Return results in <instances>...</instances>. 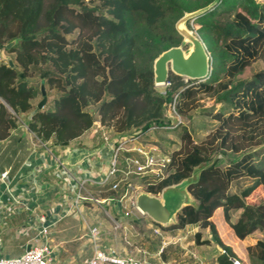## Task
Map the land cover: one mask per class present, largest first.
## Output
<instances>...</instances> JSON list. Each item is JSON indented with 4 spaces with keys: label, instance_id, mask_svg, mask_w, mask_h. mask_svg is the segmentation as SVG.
Segmentation results:
<instances>
[{
    "label": "trees",
    "instance_id": "trees-1",
    "mask_svg": "<svg viewBox=\"0 0 264 264\" xmlns=\"http://www.w3.org/2000/svg\"><path fill=\"white\" fill-rule=\"evenodd\" d=\"M186 14L192 28L188 21L186 27L209 54L210 72L192 82L169 71V84L158 89L152 62L170 47L187 48L174 29ZM1 50L12 65L0 59V138L16 118L53 154L78 143L93 126L95 147L100 133L129 136L116 154L113 176L101 186L87 185L89 193L119 197L130 182L155 196L186 181L191 198L165 227L144 215L118 214L117 222L137 232L132 239L143 234L141 248L157 252L161 237L152 236L154 228L176 236L195 227L206 232L196 230L187 241L215 244L216 264H230L220 250L235 255L211 220L220 210L244 242L248 264H264V198L243 201L264 185V0H0ZM251 67V74L238 78ZM40 85L46 101L37 109ZM136 145L169 157L162 176L124 175ZM256 231L263 237L246 242ZM181 254L167 245L159 258L169 262Z\"/></svg>",
    "mask_w": 264,
    "mask_h": 264
},
{
    "label": "crops",
    "instance_id": "crops-1",
    "mask_svg": "<svg viewBox=\"0 0 264 264\" xmlns=\"http://www.w3.org/2000/svg\"><path fill=\"white\" fill-rule=\"evenodd\" d=\"M15 120V126L10 129L7 136L0 138V173L6 171L7 176L5 182L13 186L15 190L20 191V194L28 197L31 212L45 213L48 220H55L45 238V242L51 251V262L49 264L80 263L91 254V243L87 236L86 226H96L95 224H99L97 220H94V217H96L93 214L95 209L91 211V209H93L92 207L96 206H92V203L87 201H81L77 205V208L71 204L70 197L75 194V188L69 187L64 181H61V178L55 175L54 160H64L69 164L77 163L82 158V155L95 146L88 147L90 145L78 141V143L69 145L66 151L62 152V150H60L53 154L34 137L20 118H16ZM96 130V127L92 128L91 136L97 133ZM69 150L70 153L67 155ZM82 165H84V163H82ZM1 187L0 181V191ZM0 197L4 198V195L0 194ZM96 198L100 199L102 197ZM107 202L109 203L110 201H106L105 203ZM110 204L113 206L112 202H110ZM31 212L29 210L20 209L16 215L7 219L4 224H0V255L2 257L19 256L31 246H35L39 243L33 239L34 233L25 228L26 221L29 220ZM115 212L120 214L119 211L115 210ZM77 215H79L83 223L79 220ZM212 222L221 242L229 246L235 257L243 264H246L247 257L243 242L239 240L243 247L242 251L239 253L233 248L232 244H228L224 241L220 233L223 228L220 220L218 219L217 222L212 220ZM144 227L150 229L151 224L145 223ZM129 228V233H127L128 236L124 235V237H122L125 244L128 245L127 248L118 247V240L114 233H110L111 236L109 235L106 237V240H103L104 232L101 231V228H97L98 234L96 240L98 247L104 250L115 249L120 255L131 254L139 260L144 261L146 264L175 263V259L164 262L159 258L160 252L158 250L160 247L157 252L153 254L141 248L140 239L143 234L132 239L131 237L136 236L137 232L131 229V225ZM180 234L176 236H163L160 233L159 235L153 234L152 236L161 237L160 246L162 242H164L163 247H165L170 237L179 238ZM234 238L238 240L235 236ZM235 239L231 238L233 242H235ZM184 243L191 244L192 242L190 240L183 242L179 238L175 246L183 250L185 248ZM204 247H214L213 250L218 251L215 244L210 246L194 245L193 250L199 252ZM191 255L192 257L195 256L193 253H191ZM193 261L195 263L197 262L196 259Z\"/></svg>",
    "mask_w": 264,
    "mask_h": 264
},
{
    "label": "built area",
    "instance_id": "built-area-1",
    "mask_svg": "<svg viewBox=\"0 0 264 264\" xmlns=\"http://www.w3.org/2000/svg\"><path fill=\"white\" fill-rule=\"evenodd\" d=\"M185 80V79H184ZM165 81L163 85H168ZM174 117L179 121V117ZM101 145L92 147L87 151L79 162L69 164L64 160H54L55 175L61 178L69 187L75 188V194L70 197L71 204L77 208V205L81 201H89L98 206L104 205L106 201H110L113 204V208L119 213L127 215L129 213L124 210L126 207H134V189L140 188L134 187L130 182L127 183V189L119 197H102L95 198L87 190V185L101 186L108 182L113 176L116 170V154L121 149L124 143L129 139V136L119 137L115 139H109L104 133H101ZM136 157L129 159L131 166L125 172L127 174L132 173L135 176L143 174H152L155 176H162V169L165 163L168 162L169 157L158 156L149 152L142 146H134L132 148ZM76 150V149H75ZM72 152V151H71ZM70 150L67 152L69 155ZM84 163V165H82ZM7 172L0 173L1 191L0 194L4 195V198L0 199V224H4L7 219L16 215L20 209L29 210L30 205L28 197L20 194V191L15 190L13 186L5 182ZM117 187V183L112 185V189ZM159 195V194H158ZM155 195V196H158ZM78 210V209H77ZM109 216L110 220L116 223V220L109 215L107 210L103 209ZM136 210V209H135ZM55 220H48L45 213H33L31 212L29 220L26 221V229L33 232V239L39 243L35 246H31L24 253L16 257H2L0 255V264H49L51 262L50 249L45 242V238L53 226ZM87 236L91 243V254L84 258L80 263L75 264H146L144 261L139 260L131 254L120 255L115 249H101L97 244L98 229L96 226L87 225ZM154 235H159L160 232L157 228L153 229ZM164 246L162 242L159 252ZM220 253L224 255L230 264H243L237 257L229 255L225 250L221 249Z\"/></svg>",
    "mask_w": 264,
    "mask_h": 264
},
{
    "label": "water",
    "instance_id": "water-1",
    "mask_svg": "<svg viewBox=\"0 0 264 264\" xmlns=\"http://www.w3.org/2000/svg\"><path fill=\"white\" fill-rule=\"evenodd\" d=\"M191 14L180 17L174 23V29L180 35L182 43L187 46L170 47L161 52L152 62L153 84L163 86L168 72L198 82L204 80L209 72V54L205 50L200 38L187 28L184 23L190 19ZM15 41L12 40L5 45L8 48ZM0 59L12 65L10 58L0 51ZM41 98L36 103L39 109L46 101L45 92L42 85L39 87ZM191 203V198L182 183L166 186L161 189L158 196L138 191L134 194V207L141 214L146 216L153 224L167 226L174 223L178 211L185 205Z\"/></svg>",
    "mask_w": 264,
    "mask_h": 264
},
{
    "label": "rangeland",
    "instance_id": "rangeland-1",
    "mask_svg": "<svg viewBox=\"0 0 264 264\" xmlns=\"http://www.w3.org/2000/svg\"><path fill=\"white\" fill-rule=\"evenodd\" d=\"M188 23L187 25L189 27L192 26V21L190 22V19L187 20ZM185 25V23H184ZM186 26V25H185ZM192 28V27H191ZM254 67H251V68H247L245 69L239 76L238 78H244L246 76H248L249 74H251V72L253 71ZM158 89H160V86H156ZM204 104H209L208 103V100L204 102ZM94 127V126H93ZM92 127V128H93ZM97 133L94 134L93 136H91V130L89 132H87L84 136H82L81 138H79V141H82L83 144H88L90 146L88 147H91L92 144L95 145V143L97 142ZM101 136V133L99 134ZM77 145V144H75ZM98 146V145H97ZM94 148V147H93ZM169 152H171V149H168ZM199 169V165L194 167L193 169V172H192V176L195 177L196 176V173ZM182 183V186L185 187L186 185V181H182L180 182ZM142 189V188H141ZM140 188H137V189H134L135 192H138V191H142ZM264 198V185L261 186H257L255 189H253L244 199L243 201L246 202V203H256L258 202L260 199ZM229 202H231V200H228ZM93 205H95L96 207H94ZM92 210H94V215L96 217H94V220H97L99 224H95L97 226V228H101L104 233H103V240H106V237L107 236H111L110 233H114L115 234V237L116 239L118 240V247L121 246L123 248H127L128 245L125 244L124 240L122 237H124V235L128 236L127 233H129V226L130 224L129 223H124V222H117V223H114L113 221L110 220L109 216L104 212L103 209L107 210L109 215L113 218H115L116 220H118V214L115 212V209L112 208L113 206H111V204H105V205H101V208L100 206L92 203ZM124 210H127L128 212H130L132 214V216L134 215V217H140V213L131 208V206L129 207H126ZM79 220L82 222L81 218L79 217V215H77ZM222 216V213L219 211H215L213 216H212V220L214 222H217V220L219 219L220 220V223L221 225L223 226L222 230L220 231V233L222 234V237L224 239L225 242H227L228 244H232L233 248L237 251V252H241L243 247L241 245V242H239V240H236L233 236V233H232V230L228 227V225L226 224V222L224 221V219L221 217ZM235 214L232 215V218H235L234 217ZM218 217V219H217ZM97 218V219H96ZM93 220V219H92ZM83 223V222H82ZM125 227V228H123ZM132 229V227H131ZM201 231V233L204 235V231L205 230H202L200 228H195V227H187L181 234H180V239L181 241L185 242L187 241L188 237H191L192 238V234L195 232V231ZM152 235H153V231H152ZM163 235V234H161ZM227 235V236H226ZM163 236H166V235H163ZM261 238L263 237V234L256 231L254 232L252 235L248 236V238L246 239V242H253L256 238ZM179 238L175 237V238H172L170 237L169 238V242L167 245H173L175 246L179 240ZM232 239H235V242H233ZM183 239V240H182ZM243 242V241H242ZM244 244V242H243ZM213 245V244H211ZM184 246L185 248L182 251V254L181 256L179 257V259L175 260V263L174 264H195V262L193 260L196 259V264H209L210 262L212 264H216V260H215V257H216V253L218 251L216 250H213L214 247H204L202 248L201 251L199 252H195L193 250V243L189 244V243H184ZM206 246V245H205ZM207 246H210V245H207ZM197 251V250H196ZM191 253H193L195 256L192 257ZM247 257V256H246ZM246 264H248V259H247V262Z\"/></svg>",
    "mask_w": 264,
    "mask_h": 264
}]
</instances>
